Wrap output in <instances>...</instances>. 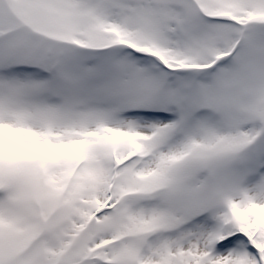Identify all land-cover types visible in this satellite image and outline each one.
I'll use <instances>...</instances> for the list:
<instances>
[{"label":"snow or ice","instance_id":"6c2138e0","mask_svg":"<svg viewBox=\"0 0 264 264\" xmlns=\"http://www.w3.org/2000/svg\"><path fill=\"white\" fill-rule=\"evenodd\" d=\"M0 264H264V0H0Z\"/></svg>","mask_w":264,"mask_h":264}]
</instances>
